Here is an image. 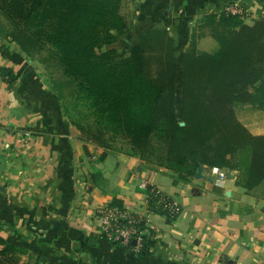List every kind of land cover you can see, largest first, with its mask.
<instances>
[{"label": "crops", "instance_id": "crops-1", "mask_svg": "<svg viewBox=\"0 0 264 264\" xmlns=\"http://www.w3.org/2000/svg\"><path fill=\"white\" fill-rule=\"evenodd\" d=\"M233 1L248 24L264 14V0H122L127 30L102 50L128 53L143 31L161 27L181 51L194 21ZM0 25L9 28L1 14ZM236 115L253 134L264 133L260 119ZM211 174L212 181L194 174L177 180L128 145L83 142L38 60L0 32V235L25 251L22 261L30 255L41 264H264V189L247 192L234 170L223 180ZM147 185L174 200L178 213L168 219L150 207ZM114 199L142 223L140 252L98 233L96 210Z\"/></svg>", "mask_w": 264, "mask_h": 264}, {"label": "trees", "instance_id": "trees-1", "mask_svg": "<svg viewBox=\"0 0 264 264\" xmlns=\"http://www.w3.org/2000/svg\"><path fill=\"white\" fill-rule=\"evenodd\" d=\"M121 2L0 0L9 26L0 25V32L49 70L83 142L106 149L120 137L132 154L177 180H188L203 164L236 171L247 192L263 190L264 133L253 134L234 105L264 109V14L251 24L223 11L203 15L201 25L215 41L209 51H196L192 38L178 51V41L161 27L143 31L127 45L128 53L102 50L127 30ZM143 190L150 207L167 214L157 204L166 196L148 185ZM109 205L123 208L116 199ZM22 254L0 235V264H41L30 255L22 261Z\"/></svg>", "mask_w": 264, "mask_h": 264}, {"label": "built area", "instance_id": "built-area-1", "mask_svg": "<svg viewBox=\"0 0 264 264\" xmlns=\"http://www.w3.org/2000/svg\"><path fill=\"white\" fill-rule=\"evenodd\" d=\"M221 11L232 15H242L244 10L239 3L233 1L226 3ZM211 171L215 173L218 180L227 177L226 171L221 168L211 167ZM161 196L157 204L161 203L162 209L167 214L171 216L177 214L179 211L178 204L167 196ZM95 215L97 230L101 238L130 251L140 252L142 250L145 244V234L144 229L137 226L140 220L135 214L124 207L118 208L106 204L98 208Z\"/></svg>", "mask_w": 264, "mask_h": 264}, {"label": "rangeland", "instance_id": "rangeland-1", "mask_svg": "<svg viewBox=\"0 0 264 264\" xmlns=\"http://www.w3.org/2000/svg\"><path fill=\"white\" fill-rule=\"evenodd\" d=\"M241 7H243V6L241 5ZM243 14H244V11L242 12V15ZM245 18H248L247 21H251L252 20L249 17H245ZM201 20L202 19L199 18L196 21H194V25L191 28V30L193 29L191 32L194 35H192V34H190L192 36L189 35V38H188V40L186 42L185 48L187 47L188 43L190 44L191 38L194 39L193 41H194V46H195L196 51H209V50L214 48L215 41H214V39L211 38V35H210L211 34V30L208 27L202 26L201 25ZM41 68L43 69L44 73L47 74V77L50 80L49 70L47 68H45V66L42 65V64H41ZM176 95H177L176 106H177V108H179V89L176 90ZM60 102L62 104H64L65 100L62 99ZM243 105H245V104L236 103L234 105L235 111L238 114H243V116H247V118L248 117L251 118V120L260 119L261 122L264 125V109H259L256 106H252L250 104H248L249 106H246L245 108H243ZM114 143H116L117 145H121V147L123 145H127L126 141L124 139L120 138V137H116L114 139V141H113V144ZM157 151H158V149L156 147V152L155 153H157Z\"/></svg>", "mask_w": 264, "mask_h": 264}, {"label": "water", "instance_id": "water-1", "mask_svg": "<svg viewBox=\"0 0 264 264\" xmlns=\"http://www.w3.org/2000/svg\"><path fill=\"white\" fill-rule=\"evenodd\" d=\"M180 125H183V122H180ZM194 177L196 178H205L209 181H212L211 167H209V173H205V168L203 164H199L194 172ZM227 177L233 178L232 170H227Z\"/></svg>", "mask_w": 264, "mask_h": 264}]
</instances>
